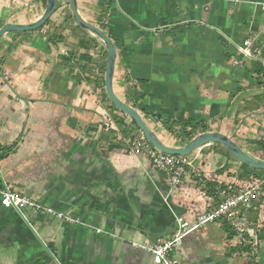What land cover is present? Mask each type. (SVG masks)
Here are the masks:
<instances>
[{
	"label": "crops",
	"instance_id": "obj_1",
	"mask_svg": "<svg viewBox=\"0 0 264 264\" xmlns=\"http://www.w3.org/2000/svg\"><path fill=\"white\" fill-rule=\"evenodd\" d=\"M48 3L0 0V29L38 20ZM77 3L117 47L116 94L166 144L220 132L264 160V0ZM248 38L252 57L240 51ZM107 58L68 0L40 28L0 39V188L78 220L6 207L0 195V242L16 264H155L132 242L173 238L178 217L193 221L221 202L220 186L264 182V170L214 142L190 154L202 177L188 172L173 188L145 153L131 151L143 133L108 97ZM248 216L258 255L219 220L188 234L175 256L180 264H264V194Z\"/></svg>",
	"mask_w": 264,
	"mask_h": 264
},
{
	"label": "built area",
	"instance_id": "obj_2",
	"mask_svg": "<svg viewBox=\"0 0 264 264\" xmlns=\"http://www.w3.org/2000/svg\"><path fill=\"white\" fill-rule=\"evenodd\" d=\"M253 46L254 40L248 38L244 45L240 47V51L245 56L252 57L254 55L252 51ZM130 149L135 154L145 153L153 168L166 174L173 188L183 183L188 172H192L199 178L202 177L201 170L195 165V160L190 154L166 153L154 146L144 134L135 137L130 142ZM218 190L223 199L213 209L199 214L193 221L186 220L183 217L177 218L178 228L173 238L159 240L155 244L134 241L132 245L152 253L155 264H180L174 252L183 243L184 238L210 222L223 220L229 223L235 230L239 245L249 247L254 255H258L259 239L252 226L253 224L248 216V212L252 208L254 201L264 194V182H258L249 188H238L234 185L220 186ZM0 195L2 204L6 207L17 208L19 210L32 208L36 211L54 214L65 220L78 222L72 216L59 212L28 196L18 194L8 187L6 189L0 188ZM98 231L101 232L102 229L99 228Z\"/></svg>",
	"mask_w": 264,
	"mask_h": 264
},
{
	"label": "water",
	"instance_id": "obj_3",
	"mask_svg": "<svg viewBox=\"0 0 264 264\" xmlns=\"http://www.w3.org/2000/svg\"><path fill=\"white\" fill-rule=\"evenodd\" d=\"M70 3V7L72 9L73 15L77 24L86 30L87 32L96 36L107 48L108 50V58H107V67H106V91L108 97L112 101V103L121 111L126 113L129 117H131L140 128L145 137L156 147L161 149L162 151L170 154H180V155H189L194 151L202 148L203 146L218 142L223 144L237 159H239L242 163L253 167L264 170V160L257 158L256 156L248 153L243 148L239 146L237 142H235L231 137L220 133V132H204L197 135L193 138L188 144L182 147H175L166 144L158 134L148 125L146 120L143 118L141 113L132 105L125 102L121 99L115 92L114 89V73L117 62V47L108 33L103 30L101 27L87 21L80 13L78 8L77 0H68ZM59 7V0H49L48 8L46 12L40 17L38 20L28 23V24H18V23H9L0 29V39L7 33L14 31H30L36 30L43 26L50 17L57 11ZM23 215V214H22ZM28 224L33 228L30 221L23 215ZM34 229V228H33ZM36 232L38 238L45 245L46 249L49 253L54 256L53 252L49 249L43 238ZM59 261V260H57Z\"/></svg>",
	"mask_w": 264,
	"mask_h": 264
},
{
	"label": "rangeland",
	"instance_id": "obj_4",
	"mask_svg": "<svg viewBox=\"0 0 264 264\" xmlns=\"http://www.w3.org/2000/svg\"><path fill=\"white\" fill-rule=\"evenodd\" d=\"M0 264H16L14 259L11 258L10 248L7 250L3 249V244L1 242H0Z\"/></svg>",
	"mask_w": 264,
	"mask_h": 264
},
{
	"label": "trees",
	"instance_id": "obj_5",
	"mask_svg": "<svg viewBox=\"0 0 264 264\" xmlns=\"http://www.w3.org/2000/svg\"><path fill=\"white\" fill-rule=\"evenodd\" d=\"M133 122H135L134 120H133ZM136 123V122H135ZM245 166H247L246 164H245Z\"/></svg>",
	"mask_w": 264,
	"mask_h": 264
}]
</instances>
